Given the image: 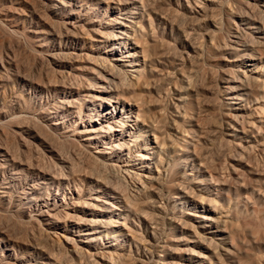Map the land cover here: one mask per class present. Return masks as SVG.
Returning <instances> with one entry per match:
<instances>
[{
	"label": "bare ground",
	"instance_id": "obj_1",
	"mask_svg": "<svg viewBox=\"0 0 264 264\" xmlns=\"http://www.w3.org/2000/svg\"><path fill=\"white\" fill-rule=\"evenodd\" d=\"M3 1L4 0H0V22L3 24V26H6L7 28L8 25L4 24L6 20H2L1 18V16H3V13L6 12V9H4L3 7ZM89 1L90 0H50V3L48 5L56 11H61L62 9L69 7V5H76L80 2L85 3ZM223 1L228 2L230 0ZM259 4H262V6H260ZM118 5H121V1H118V4L114 5L112 9L109 8L114 12L118 9L119 16L113 18L112 20L110 19L111 21L107 25L101 24L99 27H95L93 24L94 21L87 24L86 31H89L91 33V38L96 43L95 50L97 52H103V50L105 49V52H103L105 57L98 56L97 58L101 60V66L97 67L99 69H96L94 73L96 79L95 86L91 88L90 85V91H80L78 87L73 88L62 85V88L54 90L59 95H62L63 98L62 100H60L61 98L57 100L58 106L55 105V111L53 112L43 110L41 112L42 116L48 118L47 120L55 119L54 122L45 127H49L50 130H55V133L57 132L58 134L56 135L58 139L62 138L65 140H69L70 143L72 142V144L77 147L76 149H78L77 151H79V155H77L78 161H70L68 156H66L67 160L61 158L59 164L61 166V171L64 172L59 175H56L43 171V169H41L40 167L41 165L38 167V165H35L32 162H29L27 160L24 161L22 160V158H18V156L8 152V150L6 149L3 150L4 148L0 149V157H2V163L0 164V173L6 174L4 171L8 170L9 172L11 170H16L20 171V174L21 172L23 174H32L36 176L39 181H41L37 184L40 189L42 188L41 185L47 186L48 189L50 186H56L57 189L64 188V186H69V184L72 182H74V184L78 188L79 183L77 182H82V180L78 179V176H84L86 178L91 179L92 187H94L95 189L93 192H91V194L89 193V195L83 196L80 193H76L75 195L70 191L69 188V193L71 196L70 198H68L69 202L65 204V208L62 205H58L57 197L55 195H52L51 197H43L42 195L37 194V190L39 189L38 187H33V189H30L31 191L24 192L23 194L25 195V197L21 199L19 198L17 201L20 202L19 205L31 209V214L29 215L31 221L48 226L47 229H44L46 232H48L49 230H63L67 234L77 236V242H75V240L72 238H65V241L68 244H71V247L68 248V251L73 253L75 258L81 260L84 254H87L89 257L91 255V257H93V255L99 256L105 262L103 264H115L116 262H114V259L116 258L122 260V258L125 257L127 259L128 254L126 251L131 249V246H134L136 248L140 247L139 244L141 239H139L138 237V231L139 229H141V226L139 224H136L134 221L137 218L140 219L142 216H140L141 214L138 213L139 209L137 208V198L129 199L126 196L127 193L125 194L124 192H121L118 188L115 187L116 185H112L108 181V179L104 177V175H102L101 173L123 174V176L135 182L136 192L140 196L143 192L149 190L154 191L156 189V193H158L159 191L162 192V183H164L168 179V175L170 177V167L175 166L186 168L189 164H191L192 172H194V168L196 167L197 163H199L200 167L208 166L207 157L203 158L204 155H201L203 151L196 152L197 150H195V146L197 144L195 145L194 143L195 146L192 145L193 147H195V149H190L191 145H189V142L186 138H188V135L191 134L194 130L190 129V126L192 125L188 126L189 121L187 120L189 119L186 118H189V116H186L184 114L186 116L185 117L181 111V109H183L182 106L187 105V107L189 108L188 104L190 105L191 101H194V99L192 98L197 97V101H202L203 103V100L200 99V97H202L203 95L201 96V92L199 93L196 89L192 90H196L197 93L194 92L192 94L190 93L191 95H188L189 99H191V101H189L190 103L186 102V97H182L179 95L180 97H177V102L174 103V110L171 112V114L172 116L174 115L175 117L182 118L183 121L180 123L176 119L172 118L171 127H169L167 124L168 122H166V120L168 119H165L164 121V118H160L159 120L158 116H154V112L150 113L151 109H147V107L151 106V108H154L160 102L159 101L157 103L158 99H156V96L159 97V93L161 91L159 90L160 92L158 93V90L156 92L155 88L153 87L154 85H156L153 83L154 78L157 79L158 77V84L159 81L162 80V78L163 80L165 78L164 71L166 68L164 69V71H162L160 68V70L164 74L161 73L158 70V66H156V62H165L166 64V61H161L160 59H168L170 58V56L166 53V48L165 51L163 49V51L156 52L153 47L155 52H153L154 50L151 52L148 46L143 47L141 40L145 34H143V28L145 27L143 22L147 21L149 23V26L151 24V13L148 12L143 2L138 1L132 9L125 8L121 10L119 9L120 7ZM251 7H259L261 9L259 11L261 15L259 16L261 17H258V15L256 16L254 12L253 14L252 12H249L248 9L250 10ZM228 9L229 10L225 13L226 18L229 21L227 27L228 30L227 33H225L226 37L221 38L217 36L218 34L220 35V30H223V26H219V23L211 21L208 25L209 30H206L207 32H205V36L207 37L208 42L207 49H205L204 51L200 48V46H197L195 44H191V49H193L196 54L198 53L201 56L208 53V57H210V55L214 56L216 55L215 53H220L223 56H227L226 58L224 57L225 59L230 60V68L222 72L219 76V83H221L223 87H220L218 85L219 92L217 93L216 97L219 96L220 99L218 98V100H220L219 102L221 103V106L218 107L219 110L218 112L215 111V113L217 114L216 120L217 122L219 121L220 127L218 126L217 128H215L214 131H223V133H220L222 134V136L220 135L219 138L220 144L226 147H235L239 150V152H241L240 154L243 155L247 153L250 154L249 151L253 148L258 150L259 147L264 146V0H239L237 2L234 1L231 3ZM202 12V10H197L194 12V14L201 16ZM206 17L207 16L205 15V18ZM224 20L226 19L224 18ZM80 23V21H74L72 23L68 22V24L71 25V28L76 31L85 28L84 25H81ZM2 27L0 25V28ZM67 30L68 34L70 32V29L67 28ZM144 32H146V29L144 30ZM72 36H74L73 40H75L76 42L83 39L80 33H74ZM248 37H250V39ZM111 41L115 42L110 45V48V46L108 47V44ZM143 43H145V41ZM153 46L156 47V45ZM156 49H158V47ZM63 56L62 58L65 57ZM54 58L56 57L53 56V59ZM7 61L5 62L4 58L0 54V68L5 69V63H7ZM174 62L177 63L176 60H174ZM175 63H170V65L173 66V64ZM162 65H164V63H162ZM162 65L159 66L161 67ZM211 66H213V64H211ZM233 66H237V70L234 69ZM199 67L200 66H198V64L193 66L194 69L191 70V74L198 72ZM239 67H244L246 68V70H241V68L239 69ZM188 68L191 69L190 67ZM181 70L179 69V71ZM176 71L173 72L176 73ZM183 71L184 69L182 70V72ZM169 73L170 72L167 71L168 75ZM235 73L236 75L238 74L236 77L233 76V74ZM182 74L183 78H185L184 80L188 83V85L192 86V75L186 76L184 72ZM171 75L174 76L173 74ZM184 75L186 77H184ZM79 76H81V74ZM166 80H164L165 83ZM154 82L156 83V81ZM176 82L179 84V82L175 80V83ZM158 86L160 87V85ZM178 86H180V84ZM189 88H187V90ZM203 89L199 90H202L203 92ZM82 92H84L83 95ZM199 95L200 97H198ZM198 102L197 104H199ZM202 103L198 106H202ZM84 106H86L87 109L85 118H87L86 120H88V123L83 124L82 122H80L81 124L76 123L74 126H71L73 118L78 117V114H82L83 108H85ZM153 111L157 110L153 109ZM164 114L162 113L161 117ZM160 121L166 122L165 125L171 128V130H174L175 133H173V135H170V139H173L174 137V139L171 140L172 142H166L164 136L160 137V135L157 134V132H159L160 134L162 133L160 132L159 125L162 122L158 124V122ZM166 126H164V128ZM61 130L63 131L60 133ZM149 135L154 136L153 145L151 143V146L153 147H148L147 145H145L144 148H141L139 143L143 141V139L147 138ZM163 135L166 134L164 133ZM40 136L42 137V135ZM49 136L50 135H48V137ZM78 136L84 137L79 139ZM73 137H77L78 139H75ZM205 144L207 145V143ZM200 146H203V144ZM257 146L259 147L257 148ZM203 147H205V145ZM200 149L202 150V148ZM251 152L253 153L254 150ZM55 153H58V151ZM74 155H76V153ZM233 158H235L234 163L230 164V170L228 171L231 172V174L229 172L230 176H232L236 180V183L234 182L235 186H232V183V187H226V185L221 182V177L223 178V176H219L217 174L215 175L214 173L210 172L211 170L209 171L205 169L200 175L197 176L193 175V173H188L190 177L188 178L187 176L186 181L179 185V191L174 193L173 195L171 194L172 197L170 199H172L173 201H166L162 196L158 203L151 205L152 209L156 211L160 216L167 215V211L169 210V208L174 209L177 206L192 207L194 209L193 213L190 214V212H188L186 215L193 216L194 223L189 224L186 222V220H182V223L179 224L181 226V230L178 227H173L175 231L182 233H185L184 231L191 230L194 241L192 242L191 240L193 239L190 240L185 239L183 237L177 239L178 241H180L181 244H193L198 248L205 250V252L209 253L212 256V258L216 259V262L212 263L211 261H209L208 257L199 254V252L194 253L192 252V249H190V252L189 249H187L188 251L183 249L184 251L182 252L186 255H177L179 261H173L172 259H174L173 257L175 256L174 253H176L175 251L178 248L174 249L171 248L170 245L161 244V241L159 242V240L155 238L154 234L156 233V230L158 231V229H156L158 227H156L157 225L155 224L158 223L157 221L160 220V217L157 216L153 218L150 217V219L149 217L145 218V221H143L149 235H151V238L154 237L151 246L153 248L151 254L153 255L149 257L151 259L150 262H152L150 264H186L185 262H188L187 264H264V259H262V257L260 258L259 255L257 256L253 252H250L251 250L249 251V248H246L247 245L264 246V238H261L259 235H257L258 233L255 234V232H252L250 230L245 231L241 229L239 226H237V224L233 223V221L229 218L227 212L223 210V208L225 209L226 205L232 202V193H234L236 198L248 197L247 191L252 190L253 195H256L257 197L264 200V192L262 188L264 182H262V179H260L262 174H260L257 170L253 169V167L249 166L248 164H243L242 161L237 159L236 157ZM164 162L166 163V169L164 168L165 166H163L164 169H161V166ZM243 162L245 161L243 160ZM65 170H67V172H65ZM230 180L228 179V181ZM223 181H225V179ZM3 189H9V187ZM14 198L9 192L0 190V203H2L4 200H9V202H12ZM147 199L148 198H146V200ZM247 200L249 199L247 198ZM145 215L146 217L148 216V214ZM15 220L17 221V219ZM191 226H193L194 231L196 229L195 232L193 231V228L190 229ZM86 227H89V229L85 230ZM39 228L38 230H40ZM31 234L33 236V233ZM39 237L40 240L41 236ZM9 238L10 237L2 236V239H0V245L4 241H9ZM33 238L35 239V236ZM108 239L112 240L111 244L107 243ZM71 241L75 243H72ZM46 248L47 247H45V249ZM9 250L11 249L9 248ZM92 250L95 251V253H92ZM122 250L126 251L121 252ZM159 251L163 254L158 255ZM4 256L5 254L1 252L0 264H57L53 263L54 261H52L51 256L49 255V253L46 252L38 253L37 259H33L34 261H24L23 259V261H20V263H17V261L13 263L14 260L12 262L4 261ZM152 256H157V260H153ZM8 257L10 256H7L5 260H7ZM196 257H198L199 259L196 260ZM16 259L17 256H15V260ZM39 259L44 260L42 261L44 263H40L38 261ZM180 261L184 262L182 263ZM98 263L99 262H95V264ZM140 263L148 264L149 262Z\"/></svg>",
	"mask_w": 264,
	"mask_h": 264
},
{
	"label": "rangeland",
	"instance_id": "obj_2",
	"mask_svg": "<svg viewBox=\"0 0 264 264\" xmlns=\"http://www.w3.org/2000/svg\"><path fill=\"white\" fill-rule=\"evenodd\" d=\"M118 1H121V5H118L120 7L119 9L121 10L125 8L126 9L134 8V6L137 4L138 1L143 2L145 4L148 12L151 13L150 14L151 24L149 26V23L147 21L143 22L144 26L146 27V28L145 27L143 28L144 30L146 29V32H144L143 30V34L145 33L144 34L145 38L143 37L141 39L143 47L148 46L151 52L154 49L156 50V52L163 51V49L165 51L167 49L166 53L170 56V58L168 59H160L161 61L163 60L166 61L167 62L166 64L165 62H161V61H160L161 63L156 62V66H158V70L161 73H163L162 71H164V69L166 68L164 71L165 74L164 73L163 74L165 77L164 80L166 79L167 80L165 83V81L162 78V80L160 79L161 81H159V84H158V80H159L158 77H157L158 80L154 78V81H156V83L154 81L153 83L156 85L153 84L154 85L153 87L155 88L156 92L157 90H158V93L161 91L159 93L160 96L159 97L156 96V99H158L157 103L160 101L158 105L159 104L161 105L159 106L157 105L154 108H151V106H148L147 109H151V111L149 110L150 113L154 112L153 113L154 116L155 115L158 116L159 120L160 118L162 119L164 118L163 119L164 121L165 119H168L166 120V122H168L167 123L168 126L171 127L172 118L176 119L180 123L183 121L182 118L175 117L174 115L173 117L171 114V112L174 110L173 105L174 103L177 102V97L178 98L180 96L186 97L187 98L186 102L188 103L189 101H191L188 95H191L194 92L196 93L197 91L199 93L201 92L200 95L204 96V97L203 96L200 97V95L198 96L200 97L201 100H203V103L202 101H200V99H199L200 102H198L197 97H196L197 99L192 98L194 99V101H191L192 104L190 102H189L190 105L188 104L190 109L187 107V105H185L188 111L185 108V106H182L183 109H181V111L183 115L185 114L186 116H189V118H186V119H189L187 121L189 122L192 121L190 123L188 122L189 124L188 126L192 125L190 126L191 128L190 127L188 128L194 131L188 135V138H186L189 142V145H191L190 149L193 150L196 147L195 149L197 150L196 152L203 151L202 154L200 152L199 153L202 156L204 155L203 158L207 157L208 166L200 167L199 163H197L196 167L194 168V172H192L191 164H189L186 168L175 167V166L170 167V177L171 178L168 175L167 177L170 181L167 179L165 181L166 183L165 182L162 183L163 185L162 192L159 191L158 193H156L157 192L155 191L156 189L154 191L149 190V191L143 192L140 196L136 192L135 182L123 176V174L101 173L102 175H104V177L108 179V181L112 185L114 186L116 185L115 187L118 188L121 192H124L125 194L127 193L126 196L129 199L137 198V201L136 200L135 201L138 202V207H137L139 209L138 213H140L141 214L140 216H142L140 219L137 218L134 221L136 224H139L141 226V229H139L138 231V237L139 239H141L140 244H139L140 247L136 248L134 246H131V249L127 251L122 250L121 252H124V251L127 252L128 254L127 259L125 257L122 258V260H119L116 258L114 259V262H116L115 264H120V263L121 264H141L140 262H147V263L149 262L148 264L152 263L150 262L151 259L149 257L153 255L151 254L153 251V248L151 246H152L154 237L151 238V235H149L147 228L145 224L143 223V221H145V218H148V217L150 219V217L153 218V217L159 216L160 220L158 219L159 220L157 221L158 223L155 224L157 225L156 227H158L156 228L158 229V231L156 230L157 234L155 233L154 235H155V238L159 240V242L161 241V244L170 245L171 248H174V249L178 248L176 251L174 250L176 253H174L175 256L173 257L174 259H172L173 261H179V258L177 255H183L184 253L182 251L189 249V252H190L191 251L190 249H192V252L194 253L199 252V254H202L203 256L208 257L209 261L214 263L216 262V259L212 258V256L209 253L205 252V250L198 248L197 246L193 244L184 245V244H181L180 241H178V239L181 237L185 239H190V240L193 239V234L191 230L184 231L185 233L174 230V227H178L181 230V226L179 224L182 223V220L183 221L186 220V222L189 224L194 223L193 222L194 217L191 215L190 216L186 215L188 212H190V214L193 213L194 209L192 207L177 206L174 209L169 208V210L167 211L168 212L167 215L160 216L158 215L156 211L152 209L151 205L158 203L162 196L164 197L166 201L168 200L173 201L170 198L172 197L174 193L179 191L178 190L179 185L186 181L187 176L189 178L190 177L189 174L191 173H193V175L195 176L200 175L202 171H204L205 169L209 171L211 170L210 172L214 173L215 175L217 174L219 176L220 175L223 176L225 181H223L224 179L221 177L222 179L221 182L224 183L226 187L235 186L234 182L236 183V180L232 176H230L231 172L228 171L230 170L229 168L230 164L234 163L235 158L233 157H236L237 159L241 160L243 164H248L249 166L253 167V169L257 170L260 174H262L260 179H262V182H264L263 181L264 179V175H263L264 174V151H263L264 146L263 147L257 146V148L259 147L258 150L253 148L252 150L249 151L250 154L247 153V154L242 155L240 154L241 152H239L237 148L226 147L220 144L219 138H220V135L222 136V134L220 133H223V131L221 130L214 131L215 128H217L220 125L219 121L217 122L216 120L217 114L215 113V111L218 112L219 110L218 107L221 106L220 105L221 103L219 102L220 100H218L219 96L216 97L217 93L219 92V86L223 87L221 83H219V76L222 72L230 68L229 66L230 60L225 59L227 56H223L220 53H215L216 55L214 56L210 55V57H208V53L201 56L198 53L196 54V52L193 49H191V44L200 46V48L203 49L204 51L205 49H207L208 42H207V37L205 36L206 34L205 32H207L206 30H209L208 25L211 21L219 23V26L220 25L223 26L222 27L223 30L222 31L220 30L221 32L220 35L218 34L217 36L221 38L226 37L225 33H227V30H228L227 27H228L229 21L226 18L225 13L229 10L228 7L231 5L232 2L234 1L237 2L239 0L237 1L230 0L228 2L227 1L224 2L223 0H220V1L219 0H136V1L135 0H105V1L104 0H90L89 2H85V3L80 2L76 5H69V7L62 9L61 11H56L55 9H52L48 5L50 3V0H4L3 7L4 9H6V12L3 13V16H1V18L2 20H6L4 24L8 25L9 28L8 27L6 28V26H3V24L0 22L1 27L3 26L2 28H0V54L4 58L5 62L8 60L7 63H5L6 64L5 69L0 68V75H1L0 76V83H1L0 84V149L4 148L3 150L6 149L8 150V152L18 156V158L20 159L22 158V160L24 161L27 160L29 162H32L33 164L38 165V167L41 165L40 167L41 169H43V171L53 173L56 175H59L62 172H64V171H61V166L59 164V161L61 158L67 160L66 156H68L70 161H74V162L78 161L77 155H79L78 154L79 151H77L78 150L76 149L77 147L73 145L72 142L70 143L69 140H65L62 138L58 139L56 137V135L58 134L57 132L55 133V130L53 129L50 130L49 127L48 128L45 127L51 124L52 122H54L55 119L47 120L48 118H45L44 116H42L41 112L43 110L54 112L56 108L55 105L58 106L57 100H59V98H61L60 100L63 99L62 95H59L57 92L54 91L55 89H60L65 85V86L73 87V88L78 87L80 91H84V90L90 91V85H91V88L95 86L96 79H95L94 73L96 69H99L97 67L101 66L100 64L101 60L97 58L98 56L105 57L103 53L105 52V49L103 50V52L102 51L97 52L95 50L96 43L91 38V33L89 31H86L87 24L94 21L93 24L95 27H99L101 24L107 25L113 18L119 16L118 9L115 12L110 10L112 9V7H114V5L118 4ZM221 2L224 4H222ZM220 3L223 5V7ZM260 6H262V4ZM197 10L203 11L201 16L194 14V12ZM260 10L261 9L259 7H255V8L251 7L250 10L248 9L249 12H252V14L254 12L256 16L258 15V17H261L259 16L261 15L259 12ZM205 15L207 16L206 17L207 19L205 18ZM224 18L226 20H224ZM74 21H80L81 22L80 24L81 25L83 24L85 28L82 30H78V31L73 30L71 28V25L68 24V22L72 23ZM67 28L70 29L69 30L70 32L68 34H67V31H68ZM52 30L56 32H53ZM73 32L80 33L83 39L77 42L73 40L74 39V36H72L74 34ZM15 35H16V38H15ZM248 38L250 39V37ZM17 40L18 41L20 40L19 41L20 45L18 44ZM144 41L147 44L143 43ZM114 42L115 41L109 42L108 47L112 45ZM153 45H156V47ZM157 47L158 49H156ZM155 50L153 52H155ZM63 53L65 57L63 56ZM53 56L56 58L53 59ZM62 56L64 58H62ZM92 57H94L95 59ZM209 59L213 61H210ZM174 60H176L178 64L175 63ZM162 63H164V65H162ZM170 63L171 64L175 63L176 65L173 64L174 66L173 67L172 65H170ZM196 64L200 66L198 68L199 73L196 72V73L191 74V70L194 69L193 66H195ZM211 64H213V66H211ZM159 65H162V66L160 67ZM181 65L184 67H182ZM188 67H190L191 69H189ZM160 68L162 71L160 70ZM233 68L237 70V66H233ZM240 68L241 70H246V68L244 67H239V69ZM179 69L180 70L184 69L183 72L184 74H186V76L192 75V78H191L193 80V81L191 80V83H193L192 86H189L188 83L184 80L185 78H183V74H182L183 72L182 70L179 71ZM166 70L170 72L171 74H173L174 76H172L170 73H169L170 75L169 76ZM173 71H176L177 74ZM80 74L81 76H79ZM237 75L236 73L233 74L234 77H236ZM21 76L25 78H22ZM186 76L184 75V77ZM177 79H179L180 81ZM175 80L179 82L180 86H178L179 84L177 82L175 83ZM158 85H160L161 88ZM177 88L178 89L180 88V89L178 90ZM187 88L189 89L187 90ZM194 89H196L197 91L196 90L192 91ZM199 89H203V92L202 90H199ZM83 94L84 92H82V95ZM197 102L199 104H197ZM201 103H202V106H198V105H201ZM84 107L85 108H83L82 114H78L79 115L78 117L73 118V121L71 122V126H74L76 123L79 124L80 122H82L83 124L88 123V120H86L87 118H85L87 109H86V106ZM153 109L157 111H153ZM189 110H192V111H189ZM162 113L163 114L165 113L163 115L164 117L163 116L161 117ZM12 118L13 119L15 118V119L13 120ZM161 122L162 121L158 122V124ZM166 122H162L161 124H159L160 132L163 133L164 131H166L164 132L166 135H163L164 133L160 134L159 132H157V134L160 135V137L164 136V139L166 140V142L170 143L172 142L171 140L174 139V137L173 139H170V135H173V133L175 132L174 130H171V128L165 125ZM164 126L166 127L164 128ZM62 131L63 130H61L60 133ZM40 135H42V137ZM48 135H50L51 137L50 136L48 137ZM83 137L84 136H80V137L78 136L79 139ZM148 137L143 139V141L139 143L141 148H144L145 145H147L148 147H153L151 146V143L153 145L154 136L149 135ZM73 138L78 139L77 137H73ZM194 143L195 145L196 144L197 145L195 146ZM200 143H202L203 146L205 145V147L200 146L202 145ZM205 143H207V145ZM192 145L195 147H193ZM200 148H202V150ZM253 150L254 152L252 153L251 151ZM57 151L58 153H55ZM75 153L76 155H74ZM237 153H239L240 155ZM242 159L245 162H243ZM1 160H2V157H0V164L2 163ZM163 166H165L164 168L166 169L165 162L162 164L161 169H164ZM4 172L6 174L0 173V188H1L0 190L9 192L13 196V198L15 197L12 202H9V200H4L2 203H0V230L1 232H3V230L5 232V233L0 232V239H2V236L10 237L9 241H7L8 243L4 241L0 245V253L3 252L5 254V256L3 257L4 261L12 262L14 260L13 263H15V261H17V263H20V261H23V259L24 261L25 260L34 261L33 259H37L38 253L46 252V253H49V255L51 256L52 261H54L53 263H57V264H93V263L95 264V262H99L101 264L105 263L99 256H94V255L93 257H91L92 255L89 257L87 254H84L81 260L75 258L73 253L68 251V248L71 247V244H68L65 241V238L67 237L72 238L75 240V242H77V239H78L77 236H74L72 234H67L63 230H49L48 229L49 231L46 232L44 229L48 228L47 225H42L41 223L31 221L29 217V215L31 214V209L26 208L25 206L19 205L20 202L17 200L19 198L21 199L25 197V195L23 194L24 192L31 191L30 189H33V187H38L37 184L40 183L41 181H39L36 176L32 174H27V173L23 174L22 172L20 174V171H16V170L14 171L11 170L9 172L7 170ZM65 172H67V170H65ZM78 179L82 180V182H77L79 183L78 188L74 184V182L70 183L69 186H64V188H58V189L56 186H50L48 189L47 186L41 185L42 188L40 189L38 187L39 189L37 190V194L42 195L43 197H49V196L51 197L52 195H55L57 197L58 205L60 206L62 205L65 208L66 207L65 204L69 202L68 198H70L71 196L69 193V188H70V191L74 193L75 195L76 193H80L83 196L89 195V193L91 194V192H93L95 189L94 187H92L91 179L86 178L84 176H78ZM228 179L229 180L231 179L232 182L231 180L228 181ZM228 183H231V184H228ZM6 186L9 187V189H3V188H7ZM262 188L264 192V184ZM247 192H248V197H239L240 199L236 198L234 193H232L231 194L233 198L231 200L232 202L226 205L225 209L223 208V210L227 212L229 218L233 221V223L237 224V226H239L241 229L245 231L250 230L252 232H255V234L258 233L257 235H259L261 238L262 237L264 238V200L257 197L256 195H253L252 190H248ZM143 194H147L148 196L143 195ZM144 196L148 199L146 200ZM247 198L249 200H247ZM145 214H148V216L146 217ZM14 218L17 219V221ZM10 220H12L14 223ZM25 224L26 225L28 224V225L26 226ZM38 228L40 230H38ZM192 228L193 226L190 227V229ZM86 229H89V227L88 228L86 227L85 230ZM193 231H194V228H193ZM39 232H40V235H39ZM31 233H33V236ZM73 234H76V233H73ZM34 236H35V239L33 238ZM39 236H41L40 240H39L40 238ZM110 239L107 240L108 244H111L112 242V240ZM46 240H49V241H46ZM191 241L193 242L194 239ZM75 242H72V243H75ZM45 247L47 248L45 249ZM9 248L11 250H9ZM53 248H54V251H53ZM246 248L247 249L249 248L248 250L249 251L251 250L250 252H253L257 256L259 255L260 258L262 257V259H264V255H263L264 246L263 245H247ZM92 253H95V251L92 250ZM160 254H163V253L159 251L158 255ZM185 255L186 254H184L183 256ZM7 256H10V257H8L7 260H5ZM15 256H17L16 260H15ZM152 257L151 258L153 260L155 259L157 260L158 258L157 256H152ZM44 258H47V257H44ZM89 258L90 259L93 258L94 260L93 259L90 260ZM68 259H71V260H68ZM195 259L197 260L199 258L196 257ZM38 261L40 263H44L42 262L44 260L39 259ZM180 262L183 263L184 261H180ZM185 263L187 264L188 262H185Z\"/></svg>",
	"mask_w": 264,
	"mask_h": 264
}]
</instances>
